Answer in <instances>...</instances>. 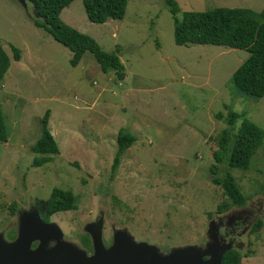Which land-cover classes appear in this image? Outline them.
Segmentation results:
<instances>
[{"label": "rangeland", "instance_id": "rangeland-1", "mask_svg": "<svg viewBox=\"0 0 264 264\" xmlns=\"http://www.w3.org/2000/svg\"><path fill=\"white\" fill-rule=\"evenodd\" d=\"M174 1L179 19L184 12L264 8V0ZM34 16L27 0H0V43L10 60L0 88L8 135L0 143V239L17 238L23 214L42 218L52 190L60 188L76 196L77 209L50 219L74 249L84 251L82 237L93 248L90 225L100 227L105 248L124 233L160 255L205 249L212 226L222 242L241 252V264H264V139L247 170L230 169L248 198L245 207L230 205L209 172L215 166V176L222 177L228 169L212 156L227 127L217 113L235 111L264 130V96L244 95L232 81L249 54L213 45L177 46L165 0H127L124 18L103 24L89 22L83 0H73L60 20L103 50H117L125 72L119 81L89 52L72 67V53L35 26ZM9 45L20 50L19 61ZM46 112L59 153L33 167L31 148ZM120 130L136 141L111 174ZM257 219L263 226L250 234ZM223 227L229 232L222 237Z\"/></svg>", "mask_w": 264, "mask_h": 264}, {"label": "trees", "instance_id": "trees-1", "mask_svg": "<svg viewBox=\"0 0 264 264\" xmlns=\"http://www.w3.org/2000/svg\"><path fill=\"white\" fill-rule=\"evenodd\" d=\"M34 9L33 23L44 29L56 42L72 53L70 65H78L83 54L89 52L106 73L114 71L117 80L123 81L124 67L116 52L103 50L90 36L83 34L60 20L61 11L73 0H27ZM173 19V39L177 46L213 45L230 49L244 50L249 55L233 72L234 88L240 93L262 98L264 96V8L254 11L249 8H216L205 12H184L181 19L177 17L178 7L174 0H165ZM127 0H83V8L89 22L103 24L108 20H122L125 15ZM14 61H19L21 52L9 45ZM10 66V60L0 43V88L3 78ZM48 115L42 118L41 135L31 150L36 155L33 167H40L51 161L59 153L57 143L48 130ZM243 118L239 126L237 120ZM215 118L224 120L227 127L218 136V150L212 156L217 164L226 163L222 177H216V167L209 169L210 180L220 186L230 205L245 207L248 198L242 194L230 169L247 170L252 156L261 146L264 130L255 123L245 119V115L228 110L226 115L217 113ZM7 130L0 107V143L7 141ZM136 141V137L120 130L117 134V152L111 165V174L117 170L121 156ZM77 198L69 190L54 188L45 203L42 220L50 221L52 215L77 209ZM223 207V206H222ZM224 208V207H223ZM223 209L219 206L217 211ZM263 226L261 219L253 223L250 234L258 233ZM84 245L89 248L90 241ZM248 255H244L247 257ZM242 254L232 248L224 253L221 264H241Z\"/></svg>", "mask_w": 264, "mask_h": 264}, {"label": "water", "instance_id": "water-1", "mask_svg": "<svg viewBox=\"0 0 264 264\" xmlns=\"http://www.w3.org/2000/svg\"><path fill=\"white\" fill-rule=\"evenodd\" d=\"M88 232L93 242L89 256L65 244L55 223H45L36 212L25 213L20 218L17 238L10 243L0 239V264H221L224 253L232 249L231 243L222 242L212 226L211 241L205 249L190 246L164 255L146 243H135L124 233L115 234L114 244L106 249L100 227L90 225ZM36 241L37 247L31 249Z\"/></svg>", "mask_w": 264, "mask_h": 264}, {"label": "flooded vegetation", "instance_id": "flooded-vegetation-1", "mask_svg": "<svg viewBox=\"0 0 264 264\" xmlns=\"http://www.w3.org/2000/svg\"><path fill=\"white\" fill-rule=\"evenodd\" d=\"M44 222H45V221H44ZM51 222H52V221H51V219H50V221L45 222V223H51ZM222 230H223V234H222V235L220 234V236H222V237L225 236V235L229 232V231H228V228H226V227H223ZM12 231H13V230H11V232H12ZM10 237H11V238H10ZM12 237H13V236H11V234H10V236H9V234H7V235H6V240L10 242V241H11L10 239H12ZM85 238H86V239H89L88 237H82V244H81V245H82V247H83V250H84V251L86 252V254L89 256V255H91L92 253H91V254H88L87 252H89V251H90L91 249H93V248H92V245H91V244H88V245H89V248H87V247L84 245L83 242L86 241ZM220 238H221V237H220ZM12 240H13V239H12ZM89 241H90V240H89ZM37 245H38V242H33V243L31 244V249H35ZM106 248H109V245H107Z\"/></svg>", "mask_w": 264, "mask_h": 264}, {"label": "crops", "instance_id": "crops-1", "mask_svg": "<svg viewBox=\"0 0 264 264\" xmlns=\"http://www.w3.org/2000/svg\"><path fill=\"white\" fill-rule=\"evenodd\" d=\"M71 5V4H70ZM67 8V7H66Z\"/></svg>", "mask_w": 264, "mask_h": 264}]
</instances>
